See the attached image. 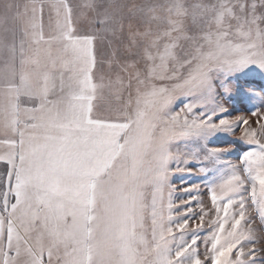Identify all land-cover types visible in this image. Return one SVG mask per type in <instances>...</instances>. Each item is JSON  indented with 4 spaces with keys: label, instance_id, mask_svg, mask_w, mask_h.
I'll use <instances>...</instances> for the list:
<instances>
[{
    "label": "snow or ice",
    "instance_id": "obj_1",
    "mask_svg": "<svg viewBox=\"0 0 264 264\" xmlns=\"http://www.w3.org/2000/svg\"><path fill=\"white\" fill-rule=\"evenodd\" d=\"M257 77L264 0H0V264H264Z\"/></svg>",
    "mask_w": 264,
    "mask_h": 264
},
{
    "label": "rangeland",
    "instance_id": "obj_2",
    "mask_svg": "<svg viewBox=\"0 0 264 264\" xmlns=\"http://www.w3.org/2000/svg\"><path fill=\"white\" fill-rule=\"evenodd\" d=\"M81 2H82V0H72V3H73L74 5L79 4V3H81ZM253 83H254V85L257 86V87L264 86V80H261L259 77H257ZM248 107H251V106H248ZM238 114H245V115H247V113H243L242 111H241L240 113H238ZM251 119L254 120L255 117H251ZM230 139L235 140L236 137H230ZM238 143H239V142H238ZM242 147H243L244 150H246V149H247V150H251L250 147L247 146V145H243ZM236 158H237V156H236L235 153L230 157V159H232L234 162L236 161ZM197 182L200 184L201 192L204 193V192L206 191V187H205L206 182L203 181V180H197ZM177 187H178V188L180 187L179 177H177ZM185 195H186L185 193H182V192H179V191L175 194V196H176L177 198L184 197ZM201 199L204 201L205 206H207V205L209 204V201H208V198H207L206 195H202V196H201ZM195 211H196L197 213L199 212V206H197V207L195 208ZM252 215L254 216L255 213L253 212ZM191 226H192V225L190 224V227H191ZM207 234H209V229H208V226H207V218H206V220H205V227H204V229L202 230V236H206ZM259 247H260V246H258V248H259ZM203 249H204V245L201 243L200 250L203 251ZM256 258H257V260H264V250L259 251V254H258V256H257Z\"/></svg>",
    "mask_w": 264,
    "mask_h": 264
}]
</instances>
